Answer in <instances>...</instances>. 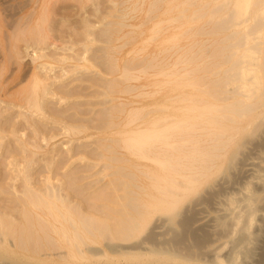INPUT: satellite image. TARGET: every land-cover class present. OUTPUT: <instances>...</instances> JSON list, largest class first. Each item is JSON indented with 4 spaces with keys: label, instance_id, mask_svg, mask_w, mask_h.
Segmentation results:
<instances>
[{
    "label": "bare ground",
    "instance_id": "1",
    "mask_svg": "<svg viewBox=\"0 0 264 264\" xmlns=\"http://www.w3.org/2000/svg\"><path fill=\"white\" fill-rule=\"evenodd\" d=\"M8 1L10 0H0V4H8ZM23 1H25L26 4ZM161 1L163 6H159L158 9L157 4L158 10H155L157 13L154 15L158 18L154 25L156 35L154 39L155 41L157 39V48H155L152 60L150 59V62L146 60L149 62L147 63L148 65L146 64L147 66L143 65L141 67L143 70L141 74H143V72L147 73L148 69H152L149 71L152 72L150 74H153L154 90L152 92V99L147 105L140 106L142 108H148V110L146 113L134 117L139 107H135L136 102L129 100V103H127L128 107L129 104H134V106L130 108L132 113L128 115V119L127 115L120 117V121L117 123L116 127L111 126L115 128L114 132L110 133L115 136L112 138H115L113 140L115 143L112 141L113 145H108L102 155H99L100 159H105L106 163L110 161L109 167L115 169L112 174L116 176V180H118V186L114 188V193L115 195L117 192L119 193L118 196H115L116 200L114 206H111L108 210L98 207L95 203H91L92 205L89 203L86 204L85 195L89 193L84 192V190L79 187L74 188L73 186L75 183L72 181L71 183L67 181L69 184H74L68 186V189L65 187L66 182L64 183V181L59 179L57 185L56 183L53 184L50 182L49 176L44 180L39 178L37 182L31 181V177L28 175L29 165L35 162V158L40 157L41 153H47L49 151L45 149V147L47 148L50 141H46L44 146L40 144V141H42L41 138L44 137L42 133L43 128L40 127L33 118L35 115H38L36 116L38 121L51 118L50 115L42 111L43 109L40 108L39 103H34L37 101L38 97L46 93V87L48 85L46 86L42 79L35 77L30 92L24 91L26 87L24 90L19 88V84L26 77L23 75V78L20 74L24 67L17 63L18 66H14L15 69H13L10 58L7 59L8 55H6V53L8 44H10V47L12 45L10 43L11 36L7 33L8 40L4 39L6 35L5 37L3 36L4 33L2 31L5 30L2 28L7 26H5L7 22L0 19V98L6 95L8 89L11 88L10 90H12L13 88L12 93L16 94V100L14 99L13 105L18 108L24 107L27 111V114L24 112L23 115H20L21 118L17 119L12 124L4 125L0 123V134L5 133L6 136H14L16 140L20 141L19 144L21 149L32 150L31 152L34 157L31 160L27 159V162L25 161L27 165L25 164V167L20 169L21 163H17L25 160L23 156L25 150L21 151L19 147H16L5 153L6 157L11 159L10 163L13 164V166L17 164V168L24 175L20 178L21 182L17 190H15V193L10 197L12 202L9 201V197L0 199V264H244L243 261L248 264L247 262L249 261L246 260L253 259L252 254L255 252L253 253L254 247L252 245L258 244L255 241L258 239V233L255 235L254 233L256 230L253 233L250 227L255 224L254 220L256 213H258L260 209H264V169L254 170V167H251L258 161L255 160L256 162H254L253 157H255V155L252 157L247 156L250 153L247 152V154L245 149H247L249 141L264 130V0H160L157 2L161 4ZM21 2H23L22 8L26 5L31 7V11L27 12L32 14H39L43 7L42 3H44L42 0H22ZM122 2L119 5H122ZM142 2L141 0V4ZM172 3H176L175 6L172 7ZM6 4L5 7L7 6ZM151 4L152 3H150V5ZM147 7H149V5ZM2 8H4V5ZM14 8L15 10L16 8L19 9L17 6ZM44 8L46 7L44 6ZM18 9V12L21 11ZM126 9L136 12L138 7L129 6L126 7ZM165 9L167 13H169L164 19L161 15L164 14L163 12L166 13ZM119 10L121 9H118V11ZM124 11L126 10L124 9ZM10 12L11 10L9 13ZM152 12L153 11L150 10L149 13ZM11 14L15 13L11 12ZM126 14L125 12V16ZM31 15L28 14V16ZM5 17H7V15H5ZM10 17L15 16L11 15L9 18ZM17 17H19V19H10L19 21L23 19V24H26L25 21L29 19H27V16H25L26 18L21 17L22 19H20V15ZM117 17L119 18V16ZM146 17L148 18V16ZM155 17L153 18L155 19ZM126 18L124 20H126ZM189 20H191L190 25L188 26V30H186L185 28ZM9 22L11 21H8L7 24H9ZM14 22L12 20L13 24L10 23L9 25H14ZM28 22L30 23V19ZM38 22H36L37 25ZM117 22L119 23V21ZM18 23H16L15 27H18ZM142 23H144V21ZM145 23L144 26L147 24ZM12 25L11 27L9 26L10 29ZM20 25L24 26L19 24V28ZM121 25L127 27L125 22ZM130 25H132V23ZM139 25L141 26L142 24L139 23L138 26ZM26 26L27 25L23 28ZM40 27L38 26L39 29ZM139 28L140 27L137 29ZM40 30L43 31L42 28ZM133 30L132 32H134ZM31 31L38 30L33 29ZM23 32L21 28L19 35L20 33L23 34ZM180 33L183 38V40L181 39L182 41L179 40ZM110 34H112V32ZM162 34H166V37L161 38ZM123 35L127 37L126 33L122 34L120 37L124 38ZM202 35H205V37L208 35H210V37H216L208 42L204 50H201L200 46L202 44L200 45V42L197 40L201 39ZM117 36L118 35H116V38H118ZM145 37H143V39ZM3 40L9 43H4ZM13 41L15 42V40ZM184 42H186L188 47L184 57L187 58L186 61H189V65L188 67H181L182 69H175L177 61L179 60L173 56L177 51L175 48L184 45ZM201 42L205 43V41ZM124 43L126 44L127 42L124 41ZM137 43L139 44V42ZM5 44H7V46ZM121 46L123 47V45ZM141 48L143 47L141 46ZM178 48L181 49L180 47ZM199 50H201V52H199ZM147 53L149 54V52ZM200 54L202 63L207 66L205 68L202 67L201 70H199L201 71L200 74H198L199 72L197 70L200 69V65H198L195 60L198 56L200 58ZM134 55H136V53ZM147 56H145V58ZM137 57H135V59ZM125 60L123 61V65L125 64ZM129 63L131 64V61ZM139 64V62L133 63L131 67L134 65L136 68L140 67ZM127 66H129V64ZM127 66L125 65V67H123L125 68V73H123V69V71H121V73H123L121 76L124 74L127 76L130 75L127 74L129 72L127 70L131 68ZM119 69H121V67ZM135 71L138 72L139 70L137 69ZM129 73H131V71ZM181 76H183V81L179 80ZM138 78L140 77L135 76L134 80ZM129 79L130 81L132 80L127 77V80ZM25 80L26 79H24V81ZM118 81L120 82L119 79ZM123 83L122 81L121 84ZM21 84H23V82ZM50 84L52 85L54 83L51 82ZM129 87L130 86L127 88ZM137 87H133V91L134 88L135 91H137ZM122 89L123 88H121V93L125 92V89ZM130 89L131 87L128 92H130ZM141 90H143V88ZM57 92L59 91L57 90ZM60 92L66 94L70 91L63 89L60 90ZM116 93H119L117 97L120 99V91ZM103 94L106 95V93ZM126 94L127 93H125V95ZM148 94L149 93L146 95ZM133 96L136 97L138 95ZM142 97H145V95ZM1 99L2 102H9V98ZM115 100H117V98ZM122 100H125V98ZM124 104L126 106V103ZM10 108L9 106L8 109ZM50 111L53 112L54 110L52 109ZM56 111L58 110H55V112ZM117 111L118 109L116 112ZM57 115L58 114H56V116ZM61 116L62 115H60V117ZM56 120V122L60 124L64 123V133L68 134L70 137L82 132L84 133L87 130L83 125L75 126L67 124V122H64L62 119ZM28 126L33 127L32 131L34 133L32 134L34 135V140L32 138H27L30 142L20 139L19 136L17 137L19 129L21 130ZM108 129L110 130V128ZM64 133L61 132V135ZM261 133L264 132L262 131ZM249 136H252L250 140H248L250 138ZM3 137H5V135H3ZM1 138L2 136L0 135V139ZM252 144L253 146L251 148L255 147L254 149L256 150L259 146L264 145V139L259 138V142H254ZM54 147H52V150L55 149ZM69 152L70 151H67L65 154ZM255 152L253 153L252 151L251 153L255 154ZM78 153H80L79 150L73 149L70 155L66 156L63 154L64 156L61 155L56 160L58 162L60 158L63 157L64 159H61L59 163L65 166L68 162L67 165H69L72 162V160H69L72 158L74 159ZM2 156L0 158H2ZM256 156L258 157L260 155L256 154ZM257 157L255 158L257 159ZM239 158L241 160L245 159L244 163L247 161L246 166L248 168H245V171L249 172L248 174L250 177L259 181L258 183L261 186V190L254 191L253 188L251 189V182L248 181L251 180V178L249 177L247 179L248 182L246 181L244 185L245 187L242 188L244 189V193L241 197L240 191L238 197H236L237 194L232 191L234 195L229 193L231 195H228L225 200H220L222 202L221 205L224 206L221 208L223 209L222 213L212 215L211 217L205 215V213L202 215L204 199L208 200L209 198V200H211L214 196L216 197L218 194L217 190L220 191V189L216 188H220L224 182V178L226 180L228 175L233 173L232 170H234L236 164L240 162ZM237 159L239 160L238 162ZM7 163L9 164V162ZM88 164L89 163H87L86 166ZM53 165L54 162L45 166L44 169H40L39 172H51L53 176V170L56 169L52 167ZM86 166L84 165L85 170L88 168ZM258 167L259 166L256 168ZM82 168L79 167L77 169L80 170ZM243 170L244 168L242 171ZM80 172L82 173V170L78 173L80 174ZM248 174L246 175L248 176ZM77 175H75V178L80 176ZM86 175H82L78 178L85 176L86 179ZM219 176H221V178ZM110 182L112 185L113 180ZM91 185L92 184H90V186ZM69 187H73L74 190H71ZM222 187L224 188V186ZM80 189L82 192L79 191ZM225 189L226 188H224V190ZM201 193L204 194L203 197L200 198L197 195ZM93 195L90 196L89 194L86 202H88V198H93ZM97 195L98 194L95 196ZM105 195L106 194H104V197ZM110 195L109 193V196ZM196 196L199 198L198 200ZM222 198H224V195ZM94 199L92 200L93 202L102 199V197H97L95 201ZM13 206L15 207L14 209ZM8 210H10L11 213H7ZM218 210L220 211V209ZM12 211H14V213H12ZM263 213L264 212H262V214ZM178 214L179 216L177 217ZM262 216L264 217V214ZM210 220H213L215 226L226 234L225 237H221L227 238L226 236H231L232 240H229L233 242V244L230 243L233 247L232 249L230 248V250L228 249L230 252L227 254L224 252L227 249V243L221 242L223 245L225 244L222 250L226 248L223 251L226 255L223 253V255H221V250L219 251V249L211 250L213 247L209 250L207 249L208 252H206V249V251H203L204 253H209L208 255L205 254L207 255L206 258L205 255L202 254L201 248L204 247L202 244L207 242L205 239L207 240V238L210 237L217 238L208 235L209 237L205 238L204 241L202 239L203 234H208L205 233L206 231L208 232L210 230L212 234L215 233L212 231L213 229L211 230L209 228L211 227L209 226L211 225L209 224V222H211ZM244 221L246 222L245 224H243ZM262 221L264 222V220ZM205 226H209V229H204ZM201 228L206 231L199 236L196 230L199 231L200 229V232H203ZM261 232L264 231H260L259 236ZM219 235L217 234L216 236ZM221 235L224 234L221 233ZM262 239L264 238L262 237ZM209 240H211V238ZM214 240L215 239L208 242ZM229 240L228 242H230ZM221 243H218V245H221ZM218 245L216 244L215 248L219 247ZM228 247H230L229 244ZM262 247H264V244ZM239 258L241 259L238 260Z\"/></svg>",
    "mask_w": 264,
    "mask_h": 264
},
{
    "label": "rangeland",
    "instance_id": "2",
    "mask_svg": "<svg viewBox=\"0 0 264 264\" xmlns=\"http://www.w3.org/2000/svg\"><path fill=\"white\" fill-rule=\"evenodd\" d=\"M21 1L22 0H10V1H8V4H6V3L0 4V19L2 21H6L7 23H8V21H11V22H9V24L12 23V20H13V22L16 21V22H14V25H12L13 23L11 24L12 25L11 29L9 28V26L11 27V25H9L7 23L5 24V22H4L5 26L6 25L7 26L9 25V26L2 28L5 30V31H2L4 33V35H3L4 37L7 33L11 36L10 43L12 44L11 45L12 49L9 46L10 44H8V49H7L8 54L6 53V55H8L9 57L7 56V59L10 58V60L12 61L11 62L10 60H8V61H10L11 64H13L12 65L13 69H15V67H17L19 64H21L24 67L23 71H22L23 73L21 72L20 74L22 75V77H23V75H25L26 77L25 78L23 77V78L26 80L24 81V79L23 80L21 79L23 84H21L22 83L21 82L19 84V88H22L24 90V88L26 87V89L24 91L30 92V89H32V82L35 80L34 79L35 77H37L38 79H42L45 82V85L46 86L48 85L46 87V93L43 96L38 97V99L36 98L37 101H35L34 103H39L40 108L43 109L42 111H44L47 115H50V117H51L49 119L46 118L44 120L38 121L36 119V116H38V115L33 116V118L35 119L37 124L43 128L42 133H43L44 137L41 138L42 141H40V144L42 146H44L46 141L49 140L50 142L48 143L47 148L45 147V149H47L49 151L47 153L46 152L41 153L40 157L35 158V162H33L34 164L31 163L29 165L30 168L28 170L29 171L28 175H29V177H31V181H33V182L34 181L37 182L39 178H42L41 180H44L47 176H49V178L51 180L50 182H52L53 184L56 183V185L59 183V179H60V180L64 181V183L66 182L65 187H67V189H68V186H72V184H73V183L69 184L68 182L71 183V181H72L75 183V185L73 184L74 188L79 187L82 190H84V192H86V193L88 192L90 194V196L93 195V193H94V195L92 196L93 198H91V197L88 198V202H86V201H87V197L89 196V194L85 195L86 196V199H85L86 204L87 203H89V204L95 203V205H97L98 207H101L102 209L108 210V209H110L111 206H114V202L116 200L115 196H118L119 192H117L116 195L114 193V191H115L114 188L118 186V184H117L118 180H116V176H114L112 174V173H114L115 169L109 167L110 161H108V163H106L105 159L104 160L100 159V156L105 151V149L108 147V145L110 146V145H113V142L115 143V141H113L115 138L112 139L115 136L110 134V133H113L114 129H115L112 127L117 126V123L120 121V117H122L123 115H127V119H128V117H129L128 115L130 113H132L130 111V108H132L134 106V104L133 105L129 104V107H128L127 103H129V100L130 101L133 100L134 102H136L135 107H139V108H137V113L135 114L134 117H138L139 115L146 113V111L148 110V108H145V107L142 108L140 106L147 105L152 99V94H153L152 92L154 90L153 74H150L152 72L149 71L152 69H148L147 73L143 72V74H141L142 73L141 71H143L141 67L143 65H146L147 63H149L150 59L152 60L153 54L155 52V48H157V45H156L157 39H156V41L154 39V38H156L154 25H155L158 18H156L154 15H156V13H157L156 11L159 9V6L160 7L163 6L162 5L163 3H162V1H161V4H159L160 2H157L160 0H151V1L150 0H147V1L142 0L143 1L142 4H141V0H126V1L125 0H42V2L44 1V3H42L43 7H42L41 11L39 12V14H40V16H39V14L28 13L29 11H31V7L29 5H26L24 8H22L23 2L25 4H26V2L25 1L21 2ZM52 1H54V2H52ZM127 1H128V4H127ZM121 2H122V5H119ZM53 3H55V4H53ZM125 3L127 4L126 7H129V6L135 7V8L138 7V9L136 10V12H133V11L126 9V7H125L124 9L126 11H124L123 7L126 5ZM150 3H152V4L150 5ZM5 4L7 5L6 7H5ZM20 4H22V5H20ZM157 4H158V9H157ZM175 4L176 3H172L171 6L173 7V6H175ZM3 5H4L5 9L2 8ZM14 5L19 7V9L22 12L21 11L18 12L17 11L18 8H16V10H15L14 7H16V6H14ZM148 5L150 8L147 7ZM20 6H21V8H20ZM44 6L46 8H44ZM151 6H154V7H151ZM7 8H8V10H7ZM146 8H148V9H146ZM1 9H3V10H1ZM118 9H121V10L118 11ZM10 10L12 13H15V14H11V12L9 13ZM150 10L153 12L149 13ZM14 11H17V12H14ZM138 11H139V15H138ZM165 11H166V9H165ZM7 12H8V14H7ZM42 12L45 14H43ZM125 12L127 13L126 16H125ZM162 12H163V10H162ZM27 13L29 15H31V14L32 15L28 16ZM41 13H42L43 17L41 16ZM163 13L164 14H162L163 16L161 15V17L165 19L169 12L167 13V11H166V13L165 12H163ZM24 14H27L25 16H27V19L28 18L30 19V23L28 22L29 19L28 20L26 19L27 20V21H25L26 24H23L24 20L22 18L25 17V16H23ZM48 14H50V15H48ZM5 15H7V17H5ZM11 15L15 16V17H10V18H14V19L15 18L19 19V17H17V16L20 15V19H22L23 22H22V20H20V21L14 20V19L11 20L9 18V16H11ZM117 16H119V18ZM146 16H148V18ZM152 16L155 17L156 20ZM120 17H122V18H120ZM2 18H4V19H2ZM125 18H126V20H124ZM134 18H136V19H134ZM144 18H145V20H144ZM151 18H152V20H151ZM137 19L138 20L140 19V20L138 21ZM117 21H119L120 25ZM143 21H144V23L147 21L146 22L147 24L145 23L146 24L145 26H144V23H142ZM190 21L191 20L188 21L187 27L185 28L186 30H188V28H189L188 26L190 25ZM36 22H38V25ZM124 22L127 25V27L121 25ZM16 23H18L17 24L18 27L17 26L15 27ZM113 23H115V24H113ZM131 23H132V25H130ZM139 23H141L143 26L142 25L138 26ZM19 24H22L24 26L27 25V26L25 28H23L24 26L20 25V28H19ZM30 24H31V26H30ZM38 26L39 27L41 26L40 29L42 28L43 31L40 30L38 28ZM135 26H137V27H135ZM138 27H140V28L137 29ZM21 28H22V32L24 31L25 33L23 32V34L20 33V35H19V31L21 32ZM33 29L34 30L37 29L38 31L32 32L31 30H33ZM118 29H120V30H118ZM132 30L134 32H132ZM41 31H42V34H41ZM127 31L128 32L130 31V32L128 33ZM13 32H14V34H13ZM26 32H28V33H26ZM109 32L110 33L112 32V34H110ZM148 32H150V33H148ZM124 33H126L127 37L123 35L124 38H121L120 36H122V34H124ZM181 33L179 34L180 35L179 36L180 41L183 40V38L181 37ZM16 34H18V35H16ZM24 34H25V36H24ZM116 35H118L117 36L118 38H116ZM142 36L143 37L146 36V37L143 39ZM164 37H166V34L161 35V38H164ZM215 38H216L215 36L210 37V35H208L205 37V35H202L201 39H197L198 42H200V45L202 44L200 46L201 50H204V47L208 44V42L212 41ZM4 39L5 40L7 39V35H6V38H4ZM5 40H3L4 43L5 42L9 43L8 41H5ZM13 40H15V42H17V43H15ZM109 41H111V42H109ZM124 41H126L127 43L125 44ZM142 41H143V44H145V45L142 44ZM201 41H203V42L205 41V43H202ZM137 42H139V44ZM149 42H151V43H149ZM146 44H148V45H146ZM185 44H186V42H184V45ZM5 45L7 46V44H5ZM14 45H17V46H14ZM121 45H123V47ZM184 45L178 46L181 49H179L178 47L175 48L177 50L176 51L177 53L175 52L173 56L176 59L177 58L179 59L177 61V65L175 66V69H178V68H181L184 66L188 67V65H189V61H186L187 58L184 57L186 55L185 52H186V49H188V47H187V44L185 45V47H184ZM141 46L143 48H141ZM97 47H99V48H97ZM149 48H151V49H149ZM143 49H144V51H143ZM175 49H174V51H175ZM201 50H199V52H201ZM134 52L136 53V55H134L135 54ZM147 52H149V54ZM164 53H165V51H164ZM9 54H11V55H9ZM0 55H1V50H0ZM134 56L135 57L138 56V57L135 59ZM145 56H147V57L145 58ZM143 57H144V59H143ZM118 58L120 59V61ZM133 58H134V60H133ZM198 58H199V56L197 57V59H196L197 61L195 60V62H197L198 65H200V69L197 70L199 73L197 71L196 72L198 74H200L201 71H199V70H201L202 67L205 68L207 65L202 63L201 54H200V58L199 59ZM82 59H84V60H82ZM124 60H125V62H124L125 64L123 65ZM146 60H148L149 62ZM130 61H131V64L139 62L140 67L136 68L134 65L133 67H135V68L132 69L133 67H131L132 65L129 63ZM142 62H143V64H142ZM179 62H181V63H179ZM17 63H18V65H17ZM127 63L129 64V66H127L128 65ZM125 65L127 67L131 68L130 70H127L129 72L131 71V73L126 72L127 74H130V75L127 76L124 74L123 76H121V74L125 73V68H123V67H125ZM117 66H118V68H117ZM12 67L10 65L11 69H12ZM120 67L122 70L119 69ZM147 68H149V67H147ZM115 69H117L118 71ZM123 69H124V72L121 73V71H123ZM137 69L139 70L138 72L135 71ZM143 69H146V68H143ZM61 70H63V71H61ZM134 73H136V74H134ZM131 75H135L136 77H140V78H138L139 80L137 79L138 82H137V80H134L135 76H131ZM28 77H29V80H28ZM127 77L131 78L132 79L131 81L133 83L130 81V79L127 80ZM118 79L120 80V82L118 81ZM45 80L48 82H46ZM179 80L183 81V76H181L179 78ZM122 81L124 82L123 84H121ZM139 81H141V82L144 81V82L141 83ZM51 82H53L54 84L51 85L50 84ZM137 83H139V84H137ZM131 85H133V86H131ZM128 86H130L131 89L133 87L138 86L137 87L138 89L136 88L137 91H135V88H134V91H133V89L132 90L130 89V92L132 91L130 93V92H128V90L130 88V87L127 88ZM111 87H113V88H111ZM121 88H123L122 90L125 89L124 90L125 92L121 93L122 92ZM140 88L141 89L143 88V90H141ZM10 89H8V91L4 97H1V98H9L8 99L9 102H6V103L2 102L1 101L2 99L0 98V123H2L4 125L14 123L17 119L21 118L20 115H23L24 112L25 113L27 112L26 109H24V107L18 108L17 106L13 105L14 99L16 100V94L12 93L13 88H12V90H10ZM63 89L68 90L70 92L66 93V94H62V92H60V90H63ZM57 90L59 92H57ZM126 90H127V92H126ZM119 91L121 93L120 99L117 97L119 93H116ZM103 93H106V95H104ZM125 93H127L126 94L127 96L125 95ZM147 93H149V94L146 95ZM133 95H138V96L141 95V96L134 97ZM144 95H145V97H142ZM130 96H131V98H130ZM116 98L118 101L115 100ZM123 98H125L126 101L122 100ZM134 98H136V99H134ZM124 103H126V106ZM122 104H123V106H122ZM7 106H8V108H9V106L11 108L8 109ZM47 106L49 108L50 107L51 108L49 109ZM32 109H35V108H32ZM52 109L54 110L53 112L50 111ZM117 109L120 112H118V111L116 112ZM55 110H58V111L55 112ZM79 111H81V112H79ZM105 111H107V112H105ZM140 111L143 113H141ZM138 112H140V113H138ZM51 113H53V114H51ZM56 114H58V115L56 116ZM14 115H16V116H14ZM60 115H62V116L64 115V116L60 117ZM56 119H58V120L62 119L64 122H67V124H71V125H75V126L83 125L86 127L87 130L84 133L82 132V133H79L78 135H75L77 137H75V136L70 137L68 134L64 133V131H65L64 127H63L64 123L60 124V123L56 122L57 121ZM88 120H89V122H88ZM73 121H76V122H73ZM41 125H44L45 127L41 126ZM50 128H52V129H50ZM55 128H56V130H55ZM108 128H110V130ZM32 129H33V127H30V126L24 128V129H21V130L19 129V132L17 133V137L19 136L20 139L25 140L26 142H30V140H28L30 138H32L34 140V135H32L34 133H33ZM30 130H31V133H30ZM262 131L264 132V130H262ZM61 132L64 133L63 134L64 136L61 135ZM261 132L259 133V135L254 136L252 139H251L252 136H249L250 138L248 137L249 138L248 140L251 139L252 142L249 141V144H247L248 147H247V149H245L246 153L247 152L250 153V154L247 153L248 154V155L246 154L247 156L252 157L255 155V157H257L256 154L261 156V157L260 156L257 157V159L260 157L258 160L255 157H253L254 162L258 161L256 163L257 165L253 162L255 165L253 164L251 166L252 168L254 167L253 168L254 170L264 169V145L259 146L258 148H256V150L254 149L255 147L251 148L253 146L252 143L259 142V138L264 139V135H263L264 133H261ZM20 134H22V135H20ZM28 134H30V135H28ZM55 134H56V136H55ZM0 135L2 136V138L0 139V157L2 155L5 156V157L2 156V158H0V190H1L0 199H2L3 197H9V201L12 202L10 197H12V195L15 193V190H17L18 185L21 182L20 178L24 175L17 168V164L21 163V165H20V169H21V168L25 167L27 159L31 160L34 157H33V153L31 152L32 150L21 149V146L19 144L20 141L16 140L14 136H12V135L6 136L5 133H2ZM3 135H5V137H3ZM257 137H259V138H257ZM44 138H46V139H44ZM82 144H84V145H82ZM74 145H76V146H74ZM63 146H65V147H63ZM16 147H19V149H21V151L22 150L26 151V152L24 151L25 154L23 153L25 160L23 157L24 161H20L15 166H13V164L10 163L11 159L7 158L5 153L9 152L11 149L12 150L15 149ZM52 147H54L55 149L56 148H59V149H56L57 151L55 149L52 150ZM7 149H8V151H7ZM68 149H70V150H68ZM73 149L79 150L80 153H78V155L75 156L74 159L72 158L69 160V161L72 160V162L69 165H67L68 162L65 164V166H62L59 163V161L61 159L62 160L64 159L63 157L60 158V160L57 162L56 159H58L59 156H61L63 154L66 156L70 155V152ZM258 149L260 150V152ZM21 151H19V152H21ZM62 151H63V153H62ZM67 151H70V152L68 154H65V152L67 153ZM250 151L251 152L253 151V153L256 151L257 153L255 152V154H252ZM87 152H88V154H87ZM91 154H93V155H91ZM95 157L97 158V160ZM3 158H4V162H3ZM239 160L241 163L240 162L237 163L236 168L234 170H232L233 173L228 175L227 179L229 181L227 179L225 180V178H224V182H223L224 184L222 183V186H224V188H226V189L224 190V188L222 186L220 188H216V189H220V191H221L220 192L219 190H217L218 191V194L216 195L217 199L215 196L211 200H209V198H208V200L204 199L205 201H204V206H203L204 209L202 211V215H204V213H205V215H209V217H211L212 215L222 213L223 209H221V208H223L224 206L221 205L222 202L220 200L221 199L225 200L228 197V195L230 196L231 194L234 195V193H236L237 194L236 197H238L239 196L238 194L241 192L240 197L242 196V194L244 193L243 192L244 189H242V188L245 187L244 185L246 184V181L250 177V175L248 174L249 172L245 171L246 170L245 168H248L246 166L247 161L244 163L245 159L241 160L239 158ZM239 160L237 159V162ZM7 162H9V164ZM53 162H54V165L52 167L54 169L56 168L55 170H53V173H52L54 177L51 175V172H49V173L45 172V171H43L42 173L39 172L40 169H44L45 166H48L50 163L52 164ZM87 163H89V164L86 166ZM92 163L94 166L92 165ZM84 165L86 167H88L87 168L88 170L86 169L87 171L85 170ZM101 165H102V167H101ZM260 165H263V166H260ZM90 166H91V168H90ZM257 166H259L260 168L259 167L256 168ZM61 167H63V168H61ZM76 167L77 168L83 167V168L79 170ZM243 168H244V170L242 171ZM81 170H82V173L80 172V174H79L78 172ZM58 171H60V172H58ZM93 172L94 173L96 172L95 173L96 175ZM54 173L55 174L57 173L56 174L57 176ZM77 173L80 176H78ZM85 173L88 175V177ZM111 174H112V176H111ZM246 174H248V176ZM75 175H77L78 177H81L82 175H86V179H85V176L82 177L83 179L78 178V177L75 178L76 177ZM100 177H101L102 181L100 180ZM114 177H115V179H114ZM219 177L221 178V176H219ZM68 178H69V180H68ZM250 178L252 181L251 180H248V181L251 182V189L253 188L254 191H260L261 186L258 183L259 181L257 179L252 178V177H250ZM111 180H113L112 185L110 182ZM97 181H98V183H97ZM232 182H233V185H232ZM113 183H115V184H113ZM90 184H92L94 186H92V185L90 186ZM96 184H97V186H96ZM231 185H232V187H231ZM73 187L72 188L69 187V188L71 190H74ZM111 188H113V189H111ZM81 189L79 191H81ZM104 191H106V192H104ZM236 191H238V192H236ZM109 193L111 194L110 195L111 197L109 196ZM229 193H231V194H229ZM96 194H98V195L95 196ZM104 194H106L105 195L106 198L104 197ZM112 194H113V196H112ZM203 194L204 193H201L197 196L201 198V197H203ZM223 195H224V198H222ZM94 196H95V199H94ZM197 196H196V198L198 200L199 198ZM97 197H99V198L102 197V199L96 200ZM93 199H94V201L95 200L96 201L93 202L92 201ZM106 200H107V202H106ZM108 200H109L110 204H109ZM111 203H113V204H111ZM213 203H215L217 205H215ZM11 204H13V203H11ZM106 204H107V206H106ZM101 205H105V206H101ZM216 206H217V208H216ZM14 208L15 207L13 206V209ZM218 209H220V211ZM204 210H206V211H204ZM260 210L258 213H256V217L254 220L255 224H253L250 227V229L252 230L253 233L256 230L254 234L257 235V233H258V236H259L260 231H264V225H263L264 222L262 221V220H264V217L262 216L264 214V213L262 214V212H264V209H262L263 211L262 210L260 211ZM215 211H218V212H215ZM7 213H11L10 210H8ZM12 213H14V211H12ZM259 214H261V215H259ZM178 216H179V214L177 215V217ZM1 217H2V215H1ZM1 222H3V221H1ZM213 222L214 221L212 220L211 222H209V224H211V225L208 224L212 228L209 226L208 227L211 230L213 229L212 231L215 232L213 234L210 230L209 231L211 233L209 231L207 232L206 230H204V229H209L207 226H205L204 229L201 228L203 232H200L201 231L200 229H199V231L196 230L198 232L199 236H201L202 235L201 233H204L205 231H206L205 233H208L207 235H204V234L202 235L204 237V238L202 237L203 241L205 238H207L209 236L217 237V238L210 237L211 240L215 239L212 242H208V241H211V240H209L210 238H207V240L205 239V241H207L208 243L205 242L206 245L202 244V246H204V247L201 248V251L203 252V251H206L207 249L209 250L213 247V249H211V250H214V249L218 250L219 249V251L220 250L222 251V252L220 251L221 255H223L224 252H226V254H227L228 252H230V251H228V249L230 250V248L232 249V247H233V245L231 246V244H233V242L230 241V240H232L231 236L228 235V236H226L227 238H224L226 234L223 233L222 231H220L221 229L218 228L217 226H215V224ZM245 223L246 222L244 221L243 224H245ZM253 228H254V230H253ZM215 229H218V230H215ZM251 230H250V232H251ZM217 232H219L220 235ZM221 233L224 235H221ZM217 234L219 236H216ZM221 236H224V237H221ZM258 236H257L258 239L255 240L256 243H258V244L252 243L253 244L252 246L254 247L253 253L254 252L255 253L252 254V258H253L252 260H250V259L246 260V261H249V262H247L248 264H262V263L264 264V256H263L264 247H262V245L264 244L263 243L264 239H262V237L264 238V232L260 233L261 237L260 236L258 237ZM228 240L230 242H228ZM257 240H258V242H257ZM255 241H254V243H255ZM221 242L227 243V244L225 243L227 246V249L226 248H225L226 250L224 249L225 251L222 250L224 248L223 246L225 244L223 245ZM218 243H221V245L220 244L218 245ZM216 244L219 247L215 248ZM228 244L230 245V247H228ZM258 245H260V246H258ZM208 250L206 252H208ZM202 254L208 255L209 253L203 252ZM226 254H224V255H226ZM207 255H205V258ZM261 256H263V257H261ZM240 259L241 258H239L238 260H240ZM243 263L246 264L245 261H243Z\"/></svg>",
    "mask_w": 264,
    "mask_h": 264
}]
</instances>
